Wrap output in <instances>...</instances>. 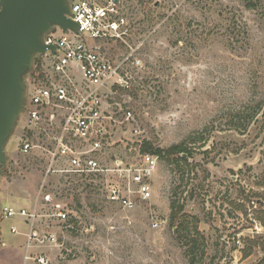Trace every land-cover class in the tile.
Wrapping results in <instances>:
<instances>
[{
  "label": "rangeland",
  "instance_id": "1",
  "mask_svg": "<svg viewBox=\"0 0 264 264\" xmlns=\"http://www.w3.org/2000/svg\"><path fill=\"white\" fill-rule=\"evenodd\" d=\"M121 7L130 34L97 43L118 63L131 54L123 74L130 86L107 90L115 122L105 164L131 161L145 142L182 145L189 164L160 160L152 200L134 210L108 203L101 178L74 187L56 176L41 192L44 152L25 154L22 146L43 137L19 119L0 177V264L24 263L28 229L21 218L1 217L6 206L44 214L35 229L58 237L60 248L41 249L53 264H189L183 231L170 221L173 199L203 243L199 264H264V234L255 230L264 232V0H122ZM32 73L29 85L40 81ZM56 204L68 223L45 216Z\"/></svg>",
  "mask_w": 264,
  "mask_h": 264
},
{
  "label": "built area",
  "instance_id": "2",
  "mask_svg": "<svg viewBox=\"0 0 264 264\" xmlns=\"http://www.w3.org/2000/svg\"><path fill=\"white\" fill-rule=\"evenodd\" d=\"M121 6L122 0L117 5L114 0H73L69 17L78 24L79 31L56 27L45 36V45L55 47L56 52L48 50L40 58L48 62L51 75L57 80L45 74L44 81L29 85L21 118H26L28 130L40 131L43 138L42 143L24 142L22 151L44 152L46 167L41 192L51 183L49 179L56 176L74 187H85L89 180L101 178L108 203L134 210L152 200L153 180L161 158L140 151L131 161H116L110 167L105 164L111 147L110 127L115 122L107 111V90L130 86V78L123 74L128 73L126 66L131 54L118 63L100 51L97 43L124 42L130 34L131 26ZM131 118L132 112L128 111L126 121ZM44 201L50 202L51 195H45ZM43 216L36 209L30 212L12 206L1 211L4 219L21 218L28 223L27 232L23 233V264H53L41 249L60 248L55 234L35 229ZM45 216L64 224L70 218L60 204ZM260 227H255L259 235L264 234ZM11 232L19 234L16 227ZM237 243L241 244L240 240Z\"/></svg>",
  "mask_w": 264,
  "mask_h": 264
},
{
  "label": "water",
  "instance_id": "3",
  "mask_svg": "<svg viewBox=\"0 0 264 264\" xmlns=\"http://www.w3.org/2000/svg\"><path fill=\"white\" fill-rule=\"evenodd\" d=\"M73 0H0V177L7 164L6 146L26 109L35 60L56 52L44 43L56 27L79 31L69 16ZM120 0H114L119 4Z\"/></svg>",
  "mask_w": 264,
  "mask_h": 264
},
{
  "label": "trees",
  "instance_id": "4",
  "mask_svg": "<svg viewBox=\"0 0 264 264\" xmlns=\"http://www.w3.org/2000/svg\"><path fill=\"white\" fill-rule=\"evenodd\" d=\"M34 66L35 69L32 73L33 76L38 74L37 78L44 81L45 74L42 71V60L40 59V57L35 60ZM246 123L248 124L249 122L246 121ZM141 150L143 153L158 155L160 156L161 160L168 161L170 164H173L178 168H180V164L182 163L189 164V159L192 157L190 151L182 145H176L168 150H162L153 148L150 143L145 142ZM76 201H79V199L76 198ZM183 212V207L180 206L175 199H173L171 202V225L173 226V228L178 225V234L183 231V233L179 236V241L185 244L184 246L186 247V255L190 259L189 264H199V262L203 260L205 254V251L202 248L203 243L202 241H198L197 237H193L190 233H188V227L186 226V223H183L184 221H181ZM199 253H201V256H199Z\"/></svg>",
  "mask_w": 264,
  "mask_h": 264
}]
</instances>
